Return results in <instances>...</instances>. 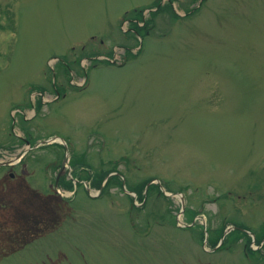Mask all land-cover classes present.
<instances>
[{"label":"rangeland","instance_id":"374dc122","mask_svg":"<svg viewBox=\"0 0 264 264\" xmlns=\"http://www.w3.org/2000/svg\"><path fill=\"white\" fill-rule=\"evenodd\" d=\"M0 264H264V0H0Z\"/></svg>","mask_w":264,"mask_h":264},{"label":"flooded vegetation","instance_id":"af4514ba","mask_svg":"<svg viewBox=\"0 0 264 264\" xmlns=\"http://www.w3.org/2000/svg\"><path fill=\"white\" fill-rule=\"evenodd\" d=\"M26 142H27V145H29V144H30L28 140H26Z\"/></svg>","mask_w":264,"mask_h":264},{"label":"bare ground","instance_id":"6f19581e","mask_svg":"<svg viewBox=\"0 0 264 264\" xmlns=\"http://www.w3.org/2000/svg\"><path fill=\"white\" fill-rule=\"evenodd\" d=\"M222 243H223V241H222ZM219 246L221 247V244ZM215 249H217V248H215Z\"/></svg>","mask_w":264,"mask_h":264},{"label":"trees","instance_id":"16d2710c","mask_svg":"<svg viewBox=\"0 0 264 264\" xmlns=\"http://www.w3.org/2000/svg\"><path fill=\"white\" fill-rule=\"evenodd\" d=\"M110 180H112V179H110ZM108 182H109V180H108Z\"/></svg>","mask_w":264,"mask_h":264}]
</instances>
